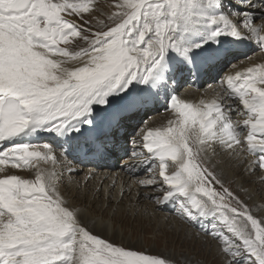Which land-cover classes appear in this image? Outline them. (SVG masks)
<instances>
[{"label": "snow or ice", "instance_id": "1", "mask_svg": "<svg viewBox=\"0 0 264 264\" xmlns=\"http://www.w3.org/2000/svg\"><path fill=\"white\" fill-rule=\"evenodd\" d=\"M113 7L93 24L92 0H0V173L8 164L34 170V179L0 177V264H179L97 234L111 218L96 217L90 228L97 201L119 205L132 189L117 193V183L95 170L75 179L82 170L73 166L106 159L161 102L174 119L126 151L133 162L122 169L139 176L158 167L159 182L139 184L162 195L146 198L172 203L183 222L210 237L218 264H264V217L223 179L242 168L264 183V63L223 76L215 98L188 101L178 92L181 81L228 61L238 43L264 52V0H117ZM43 136L48 142H35ZM68 157L63 171L41 167Z\"/></svg>", "mask_w": 264, "mask_h": 264}, {"label": "bare ground", "instance_id": "2", "mask_svg": "<svg viewBox=\"0 0 264 264\" xmlns=\"http://www.w3.org/2000/svg\"><path fill=\"white\" fill-rule=\"evenodd\" d=\"M97 4H99L98 0H92L93 9L99 7V5H97ZM107 7L109 9H114L113 6H111L110 4L109 5L107 4ZM86 17H87V15H86ZM234 52H235L234 56L230 57L229 60L226 61L224 64L220 65L217 68H214L210 74L201 75L197 79L190 80L189 83H191V85L190 84H188V85H190L189 88L191 90V93H190V90L189 91L188 90L183 91V89H184L183 86H185V84H183L184 81H181V86L178 89L180 98L188 100V101H195V102H198L200 99L215 98L218 94H222L221 89L217 84V81L219 79H221L223 76L228 75V74L234 75L237 71L245 72L248 67H254L260 63H264V52L259 51L258 46L255 43H249L247 41L238 43L234 47ZM245 56H247L248 59H245ZM229 64H232V67L228 68ZM205 80L210 81V84L212 83L211 87L207 91H203L200 89L201 85H203ZM187 86L185 88H187ZM165 108L169 109L166 107L165 102H161L157 106V110H152L156 113V114H153V116H154L153 119L155 121L147 124V126H145V128L142 129L143 132L141 134H137L136 136L132 137V141H133V139L136 141V143L132 142L133 144H131L132 150H133V148L139 149L142 146L143 141H142L141 137L143 135H146L148 131L155 130L157 128H165L168 126V122L170 120L174 119L173 112L169 109V113H167L164 111ZM149 112H151V111H149ZM159 113H161L162 116H160ZM242 117L245 118L244 116H242ZM233 119H236V118H233ZM140 121H141L140 119L135 120L132 124V127H129L127 129V133H126L127 138H129L130 135L132 133H134V129L138 127V124L140 123ZM124 135H125L124 133L121 134V139L118 141L117 146L112 150V152L108 155V157L106 159H104L102 161H91L90 162L89 160H83L80 163L73 162V166L82 170L81 173L84 172V174L91 171V170H95L99 173L100 178H103L105 175L108 176V178H109L108 182L109 183H111L112 181H115L117 183V189H116L117 193L119 192L120 186H123L124 188L131 187L132 194H133L132 197L131 198H127V197L125 198V202H126L125 206L127 204L131 205V206L128 208V211L121 210V209L118 210V212L116 213V215H114V218H113L115 221V225H120L121 227H123V226L127 227V226L132 225V228L135 230V232H134L135 234H139V229H141V231L151 232L150 228L145 227V224L147 223L146 220H143L142 218L138 217L135 219L137 221L132 224L130 222L131 217L127 218L128 217L127 214H131V216H133L134 213L137 212L138 208L141 206L140 204H141V201L144 197L149 196V195H153V194H157V192H155V191L153 192L152 190H150V191L148 190L147 192L141 191V189L139 187L142 188V186L140 184H138V182L140 180L148 179L150 177H155L157 179V181L159 182V180H160L159 168L157 167V168L153 169L152 172L143 173L139 176L130 175L128 172H125L122 169V167L119 168V166H117L115 162H117V160L120 158V156H125L126 151H130V150L126 149V146H125L126 140L123 138ZM35 142H37V143L48 142V140H47L46 136H43V137L37 138V140ZM144 151H145V155H147L146 149ZM54 154L58 158H60L61 149L59 150L58 147L54 146ZM120 154H122V155H120ZM69 161H71V157L66 158L64 160L63 164L58 163L55 166V169L51 163H42L41 167L48 170V171H52V170L63 171L64 170V164H67ZM131 162H133V161H131L129 159V157H127L123 160V163L121 165H124L126 163H131ZM87 163H91V164H89V166L84 167L83 164H87ZM98 164L101 166L97 167ZM3 167L5 168L6 174H15V175L21 176L22 178L34 179V170H32V169H23V168L12 169L10 164L5 165ZM117 168L119 169L118 171H117ZM176 170L177 169H176L174 162L169 161L168 172L171 173V172L176 171ZM229 170L231 171V173L229 172ZM229 170H227L223 174V179L226 181V183L232 182L234 184V186H235V182H237V187H235V188H237L236 191L238 190L239 193H241V191H242L241 185H244V182L246 183V186H248V187L252 186L257 193H258L259 188L264 187V183L261 184L260 181L255 182L253 185L247 184L250 180L251 181L254 180L253 177L250 176L249 174L245 175V177L243 178V182H242V179L240 182L239 179L241 177H243L242 175L245 174V172L243 171L242 168H235V169L229 168ZM5 173H0V177H2ZM84 174H81L80 176L75 177V179H82ZM257 178L260 179L259 177H257ZM137 193H143L144 195H143V197H138ZM242 196L244 199H247L249 201V204L252 205L253 210H257V213H258L257 216L259 218L264 217V201L261 200V202L263 204V208H262L261 204L256 203V201L255 202L250 201V197L247 195V193L244 192L242 194ZM137 200H139V203L136 202ZM100 202L101 201L96 202V208L89 214L88 224H89L90 228L92 227V223H93V219H94L93 214L96 215V217L104 216L106 218H109L110 217L109 213H110L111 209L113 208V206L116 205V203H113V205L110 206L109 210H107V209L104 210V207H102L100 205ZM89 203L91 204V201ZM106 203H107V201H102V204H106ZM118 206L121 208V205H118ZM136 206H137V208H136ZM151 207H152V210H153V208H155V209H157V211H159V213L154 214V222H156V223L161 222L160 223L161 225H164V226L168 225L169 227H173L174 229L178 230L179 233H183V232L188 233L191 237H194V238L197 237L200 240H203L202 242L207 243V238H205L203 236L202 237L197 236V234L191 230V228H193L195 231L204 235V233L202 231H200V229L198 227L192 226L188 223L181 222L180 221L181 219L179 218L178 215L173 217V219L170 223L168 222L167 214H165L164 211L168 213L169 210L173 208L172 203H168L166 205H161V206L155 205V207L151 204ZM145 221H146V223H144ZM95 232L97 234L104 236L105 238H108V239L110 238V236H109L110 234L108 232L107 227H105L102 224L97 225ZM119 235L114 232V234L112 235L111 238H114L117 241H120ZM157 242H158V244L161 243L159 240ZM134 245L139 247L138 244H134ZM215 250L216 249L214 248V251ZM215 254L217 255V258H221L218 256V253L216 251H215ZM168 257H170V255Z\"/></svg>", "mask_w": 264, "mask_h": 264}, {"label": "rangeland", "instance_id": "3", "mask_svg": "<svg viewBox=\"0 0 264 264\" xmlns=\"http://www.w3.org/2000/svg\"><path fill=\"white\" fill-rule=\"evenodd\" d=\"M98 2H99V4H97V5H99V7L93 9V13L91 16L93 24H95V22L98 20L105 19V17L108 14H110L112 11H115L114 7H113L114 9H109L107 7V4L108 5L110 4L111 6H113L117 2V0H98ZM229 2H230V0H229ZM230 67H232V64H231V66H228V68H230ZM189 82H190V80H186V82L184 81L183 84H185V86H183L184 87L183 91L184 90H186V91L190 90L189 87H190L191 83H189ZM188 84H190V85H188ZM211 85H212V83L210 84V81L205 80L203 85H201L200 89L203 91H207L211 87ZM186 86H187V88H185ZM190 93H191V90H190ZM164 111L169 113V109L165 108ZM153 114H156V113L154 111H151V112H148L147 114H145L143 116V121L145 123L141 124V121H140V123L138 124V127H140V132L139 133L134 132L130 135L129 138H127L126 143H125L127 150L132 151V149H131V144H133L132 143V137L136 136L137 134H141L143 132L142 129H144L145 126H147V124L155 121L153 119V117H154ZM159 115L162 116L161 113H159ZM233 118H236L235 120H240V121H242L244 119L242 116H234ZM41 143H43V142H41ZM133 149H135V148H133ZM120 155H122V154H120ZM127 157L128 156H126V155L120 156V158L117 160V162H115L116 165L119 166V168H120L122 166L121 164L123 163V160ZM89 164H91V163L83 164V166L86 167V166H89ZM118 170L119 169L117 168V171ZM173 172H175V171H173ZM173 172H171V173H173ZM229 172L231 173L230 170H229ZM171 173L169 172V174H171ZM81 174H84V172H82ZM247 174L248 173L245 172V174L242 175L243 177H241L239 179V181L241 182V179H242V182H243V178ZM252 177L254 179V180H252L253 183L248 182L247 184L253 185L255 182L260 181V179L257 178V177H260L259 173H257L256 175H254ZM260 183H261V181H260ZM138 184H139V182H138ZM227 185L230 186L234 190L237 189V188H235V187H237V182H235V186L232 182L227 183ZM139 188L143 192H147L148 190L149 191L152 190L154 192V189H149V188H144V187H142V188L139 187ZM249 191H250V194H249ZM237 192H238V190H237ZM244 192L247 193V195L250 197V201H254V202L256 201V203L261 204V206L263 208V204H262L261 200L264 201V199L262 198V197H264V187L259 188L258 193H257L252 186L248 187V186H246V183L244 182V187L242 188L240 195L242 196V194ZM132 195H131V197H132ZM160 195H162V194L157 192V194H153L152 196H160ZM146 197H144L142 199L141 204H140L141 206L138 208V211L135 212L133 216H131V214H127V216H128L127 218L131 217L130 222L132 224L137 221L135 219L138 217L142 218L143 220H146L147 223H146V221L144 222V223H146L145 227L150 228L151 232L141 231V229H139V234H135L134 233L135 230L132 228V225L127 226V227H124V226L121 227L120 225H115V221L113 218H114V215H116V213L118 212V210L121 209V210L128 211V208L131 206L128 204L125 206L126 202L124 199L123 202L121 204H119V205H121V208L116 204L115 206H113V208L111 209V211L109 213L110 214L109 218H111V223L107 227L108 232L110 234L109 239L114 240V242H116V243H123L125 246L138 244L139 248L141 250L148 249L152 253H158V254H162L164 256L170 255V257L172 259L178 261L179 264H218L219 259H222V257L217 258V255L215 254L216 250L214 251L215 245L211 241L210 237L206 236L205 234L203 235V234L195 231L193 228L190 227L191 230L197 234V236H200V237L203 236V237L207 238V243H204V242H202L203 240H200L197 237L196 238L191 237L188 233H185V232L179 233V231L174 229L173 227H169L168 225H166V226L161 225L160 224L161 222H158V223L154 222V214L159 213V211H157V209H155V208H153V210H152L151 204L154 207L156 204L153 200H149ZM242 198H243V196H242ZM244 200H246L249 203V201L247 199H244ZM100 205H102V201L100 202ZM136 208H137V206H136ZM173 208H174V205H173ZM173 208L170 209L168 213L164 211V213L167 214V220L169 223L172 221L173 217L177 216V214H175V212L173 211ZM105 209L109 210L110 206L108 208H104V210ZM252 212L254 215L255 214H256V216L258 215L257 210H253V208H252ZM93 218H96V215L93 214ZM104 218L109 219L106 217H104ZM180 221L183 222L182 220H180ZM183 223H185V222H183ZM114 232L117 233L118 235L120 234L119 235L120 241H117L116 239L111 238L112 235L114 234ZM158 240L161 242L160 244H158V242H157Z\"/></svg>", "mask_w": 264, "mask_h": 264}]
</instances>
